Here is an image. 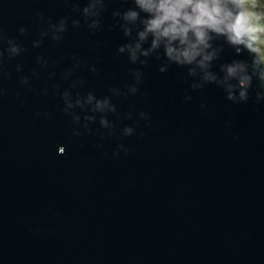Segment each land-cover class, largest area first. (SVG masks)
<instances>
[{"label":"water","instance_id":"1","mask_svg":"<svg viewBox=\"0 0 264 264\" xmlns=\"http://www.w3.org/2000/svg\"><path fill=\"white\" fill-rule=\"evenodd\" d=\"M122 6L109 0L93 33L72 27L70 0H0V33L26 49L5 54L0 71V264H264V103L255 86L247 102L233 103L213 84L192 91L186 69L160 73L153 58L137 94L113 96V134L99 114L89 133L63 112L56 84L62 92L83 80L74 96H104L133 82L116 53L122 33L111 28ZM64 16L63 40L33 47L46 21ZM73 53L98 71L82 63L63 79ZM41 55L47 66L36 63ZM125 125L133 135L122 134ZM121 143L128 151L114 155Z\"/></svg>","mask_w":264,"mask_h":264},{"label":"clouds","instance_id":"2","mask_svg":"<svg viewBox=\"0 0 264 264\" xmlns=\"http://www.w3.org/2000/svg\"><path fill=\"white\" fill-rule=\"evenodd\" d=\"M75 17L71 18L73 28L86 25L93 33L103 29L102 14L107 9L109 0H70ZM127 6L113 8L111 15L113 30L122 33L123 42L116 48L117 57H126L128 72L133 82L124 89L113 86L111 95L97 96L94 91L81 95L73 89L84 84L83 80L73 79L71 85L62 92L56 84L57 94L61 96L63 112L71 116L72 121L82 126L89 133L93 132L92 123L99 125L113 134L114 123L109 119L110 113L117 112L113 96L135 95L143 81V67L153 58L159 61L157 70L166 73L173 65L186 69V79L190 80L192 91L202 90L205 85L213 84L222 89L226 99L233 103H244L250 98L255 86L257 103H264V0H126ZM44 21L43 13H39ZM69 17H60L57 21L48 19L47 28L40 32L39 38L32 41L33 47H40L45 38L60 42L68 30ZM21 34L27 32L24 26L19 27ZM0 71L3 68L5 54L9 58L19 56L26 51L21 43L12 37L0 33ZM231 51L229 59L224 58L225 50ZM75 63L62 73L67 80L73 72L84 66L91 72L98 71L95 65L87 64L81 57L73 53ZM36 63L47 66L48 61L43 55L37 56ZM16 71H22L17 64ZM38 77L39 72L33 71ZM22 85L30 86L28 76L20 77ZM4 92L0 89V95ZM47 94L48 89H43ZM188 94L185 99L192 100ZM206 105L201 104V109ZM79 109V111H77ZM83 112V117L81 116ZM40 115V113H37ZM47 115V113H45ZM132 113L126 112L124 118H131ZM148 113L139 112V116L148 119ZM135 132L132 125L122 129L124 136ZM73 134L79 136L80 127L73 128ZM119 150L128 151L124 144ZM66 145L57 146V154L66 153Z\"/></svg>","mask_w":264,"mask_h":264}]
</instances>
